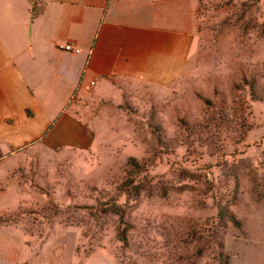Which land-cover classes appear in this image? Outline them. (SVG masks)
I'll list each match as a JSON object with an SVG mask.
<instances>
[{
  "label": "rangeland",
  "instance_id": "rangeland-1",
  "mask_svg": "<svg viewBox=\"0 0 264 264\" xmlns=\"http://www.w3.org/2000/svg\"><path fill=\"white\" fill-rule=\"evenodd\" d=\"M196 1L173 87L120 85L92 149L10 173L34 197L1 222L34 235V264H264V0Z\"/></svg>",
  "mask_w": 264,
  "mask_h": 264
},
{
  "label": "crops",
  "instance_id": "crops-1",
  "mask_svg": "<svg viewBox=\"0 0 264 264\" xmlns=\"http://www.w3.org/2000/svg\"><path fill=\"white\" fill-rule=\"evenodd\" d=\"M197 15L196 0H0V264H34L40 249L19 224L1 222L34 197L8 182L19 160L39 148L92 149L100 103L120 85L173 87Z\"/></svg>",
  "mask_w": 264,
  "mask_h": 264
},
{
  "label": "trees",
  "instance_id": "trees-1",
  "mask_svg": "<svg viewBox=\"0 0 264 264\" xmlns=\"http://www.w3.org/2000/svg\"><path fill=\"white\" fill-rule=\"evenodd\" d=\"M252 1H254L253 2V4L255 3H258V0H252ZM247 4V6H245L244 7V9H242L243 10V12L245 13V12H247V10L248 9H250L253 5H249L248 3H246ZM254 4V5H255ZM243 13V15H242V17L244 16L245 17V14ZM241 17V18H242ZM252 97L254 98V99H256V97H254L253 96V93H252ZM259 99V98H258ZM264 99V98H263ZM131 162L133 163V165L134 166H138V164H137V162H136V160L135 159H131ZM236 223H238V222H236ZM123 240H125V237H123ZM220 258H221V264H231L230 263V261H229V258L227 257V256H225V254L223 253V252H221V254H220Z\"/></svg>",
  "mask_w": 264,
  "mask_h": 264
},
{
  "label": "built area",
  "instance_id": "built-area-1",
  "mask_svg": "<svg viewBox=\"0 0 264 264\" xmlns=\"http://www.w3.org/2000/svg\"><path fill=\"white\" fill-rule=\"evenodd\" d=\"M60 50L65 52H71V53H80L81 50L79 48L74 47L71 44H62L58 46Z\"/></svg>",
  "mask_w": 264,
  "mask_h": 264
}]
</instances>
